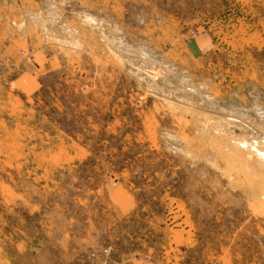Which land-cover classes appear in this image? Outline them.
Wrapping results in <instances>:
<instances>
[{"label":"rangeland","instance_id":"374dc122","mask_svg":"<svg viewBox=\"0 0 264 264\" xmlns=\"http://www.w3.org/2000/svg\"><path fill=\"white\" fill-rule=\"evenodd\" d=\"M0 264H264V0H0Z\"/></svg>","mask_w":264,"mask_h":264},{"label":"bare ground","instance_id":"6f19581e","mask_svg":"<svg viewBox=\"0 0 264 264\" xmlns=\"http://www.w3.org/2000/svg\"><path fill=\"white\" fill-rule=\"evenodd\" d=\"M253 155V154H252Z\"/></svg>","mask_w":264,"mask_h":264}]
</instances>
